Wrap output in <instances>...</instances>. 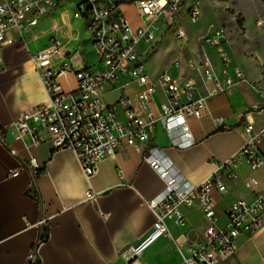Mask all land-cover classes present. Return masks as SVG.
I'll list each match as a JSON object with an SVG mask.
<instances>
[{"label":"crops","instance_id":"1","mask_svg":"<svg viewBox=\"0 0 264 264\" xmlns=\"http://www.w3.org/2000/svg\"><path fill=\"white\" fill-rule=\"evenodd\" d=\"M130 1L121 3L127 15ZM132 7L136 12L135 6ZM260 14L264 16L263 12ZM191 24L186 16H181L179 25L187 30L188 40L184 42L190 50L180 51L176 56L181 61L178 76L189 74L184 62L192 57L209 58L214 71L224 75L222 56H226L230 74L233 75L236 64L240 65L246 80L211 96L202 118H190L193 145L180 147L184 142L181 133L176 132L171 139L158 122L148 142L102 158L91 178L85 176L71 149H55L50 139L35 144L30 136L19 135L14 128L22 114L49 102L32 56L48 48L52 38L59 41L62 56H73L71 63L75 70L100 68L87 21L90 39L77 44H71L73 36L65 28L55 26L45 32L41 19L23 37L11 30L15 42L2 45L0 51V264H180L182 257L177 246L185 249L189 243L203 238L207 221L200 208L183 206L184 224L169 222L172 238L158 237L138 259H131L129 252L130 246L138 244L152 230L156 214L147 201L164 189L163 180L144 159L149 147L163 148L191 184L198 185L239 151L247 139L246 123L255 120L257 125H264V116L244 118L246 110L264 102V37L258 41V33L264 35L263 29L256 26L255 19L246 22L244 43L250 41L252 46L216 50L207 45L191 46L190 35L198 32L197 26ZM169 31L160 34L151 50ZM140 48L148 50L145 45ZM61 60L63 57L57 62ZM68 80L76 88L73 74ZM61 82L70 90L64 79ZM154 83L151 107L158 116L164 98ZM142 89L136 82L120 79L106 92L104 102L114 104L127 96L136 104V95ZM139 115L147 119L145 112L139 111ZM213 117L225 118L230 128L219 129ZM261 151L264 153V143ZM31 157L36 158L40 170L28 165ZM16 170L19 173L12 175ZM234 170L238 176L235 180L227 178V171L221 172L227 190L213 195L221 224L227 222V212L234 201H253L258 193L264 192V168L252 170L241 163ZM88 190L98 195L88 200ZM43 219L48 226L40 223ZM33 253L35 256L31 258ZM221 264H264V224L253 234H241L236 250Z\"/></svg>","mask_w":264,"mask_h":264},{"label":"built area","instance_id":"2","mask_svg":"<svg viewBox=\"0 0 264 264\" xmlns=\"http://www.w3.org/2000/svg\"><path fill=\"white\" fill-rule=\"evenodd\" d=\"M123 1L77 0L74 18L87 21L100 68L75 70L71 63L73 56H62L59 41L52 38L48 48L32 56L49 102L25 112L14 125L19 135L30 136L35 144L50 139L55 149H71L87 178L95 175L102 158L114 156L128 146L148 142L158 122L171 139L176 132L181 133L184 142L180 147L193 145L195 139L190 118H202L211 96L225 92L247 77L243 67L237 64L233 67V75L230 74V61L226 56H222L224 75L214 71L209 58L192 57L184 62L189 70L187 76H174L165 70L153 81L143 60L148 50L140 47L153 44L159 34L172 28L179 40L187 41V30L179 25V20L184 15L191 22L198 21L202 16L201 1L134 0L138 25H134L121 9ZM48 5L56 8L59 3L54 0H0V51L2 45L15 42L11 30L23 37L36 27L40 19L53 10ZM255 24L259 29L264 27L262 14L256 15ZM205 43L216 48L223 41L220 34H214L208 36ZM61 57L63 60L57 62ZM174 64L181 66V61L176 58ZM70 74L74 75L77 86L66 90L61 80L68 79ZM120 79L143 87L136 95V104L127 96L114 104L104 102L106 92ZM154 82L164 98L158 107V116L151 107ZM139 111L145 112L147 119H143ZM250 116H264V102L246 110L244 118ZM213 122L219 129L230 128L223 117H213ZM244 129L247 139L239 151L219 164L216 172L198 185L191 184L163 148L151 146L147 149L144 159L163 180L164 189L147 201L156 214V221L143 240L130 246L131 259H138L158 237L172 238L169 222L184 224L183 206L199 207L207 227L201 240L189 243L185 249L177 246L182 257L180 264H221L234 253L241 234H253L263 226L264 192L258 193L253 201H234L225 224L220 222L213 198L215 192L227 190L222 171H227V178L235 180L237 164L244 163L252 170L264 168L261 151L264 125L259 126L254 120L246 123ZM27 163L33 169H41L35 157ZM18 173L16 170L12 175ZM97 195L88 190L86 199H94ZM40 223L48 226L46 219ZM33 256L34 253L31 258Z\"/></svg>","mask_w":264,"mask_h":264},{"label":"rangeland","instance_id":"3","mask_svg":"<svg viewBox=\"0 0 264 264\" xmlns=\"http://www.w3.org/2000/svg\"><path fill=\"white\" fill-rule=\"evenodd\" d=\"M54 1L59 3V5L56 8L53 5H48V7H53V10L41 18V26L44 31H51L55 26L65 28L73 36L71 44L90 39V34L85 27L86 20H76L74 18V12L77 10V0ZM200 1L203 6V16L191 24L195 27L197 26L198 29L195 36L193 34L190 35L191 46L198 44L203 46V48L207 47L206 38L214 34H220L221 39L224 41V45L216 47V50H225L227 46H230L232 50H242L244 46H252L250 41L244 43L248 32V29L245 28V23L254 21L256 15L260 12L264 13V0ZM128 5L129 8H126L128 15L131 17L133 24L136 25L139 21L134 7H132L134 0L128 2ZM262 29L264 33V27L260 30ZM260 34L258 33L259 42L260 38L264 37V35ZM166 35L162 37L159 44L155 45L154 50H151V45H148V53L143 55L144 64L150 72L153 81L165 70L178 76L180 66L174 64V60L180 51L190 50L188 43L179 40L175 36L174 31L170 30ZM186 54L192 56L188 53ZM67 80L64 78L67 88L71 89L72 86Z\"/></svg>","mask_w":264,"mask_h":264}]
</instances>
